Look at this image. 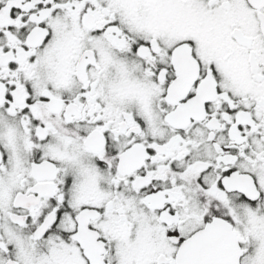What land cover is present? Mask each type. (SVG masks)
I'll return each mask as SVG.
<instances>
[{
	"label": "snow or ice",
	"instance_id": "snow-or-ice-1",
	"mask_svg": "<svg viewBox=\"0 0 264 264\" xmlns=\"http://www.w3.org/2000/svg\"><path fill=\"white\" fill-rule=\"evenodd\" d=\"M0 264H264V0H0Z\"/></svg>",
	"mask_w": 264,
	"mask_h": 264
}]
</instances>
